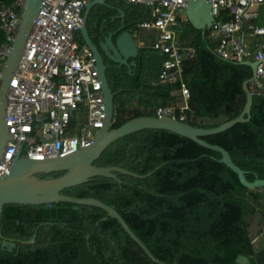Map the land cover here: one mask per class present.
Returning a JSON list of instances; mask_svg holds the SVG:
<instances>
[{
    "label": "trees",
    "instance_id": "trees-1",
    "mask_svg": "<svg viewBox=\"0 0 264 264\" xmlns=\"http://www.w3.org/2000/svg\"><path fill=\"white\" fill-rule=\"evenodd\" d=\"M16 1L2 0L6 6ZM151 11L144 4L107 0L91 9L88 31L98 39L123 23L132 32L142 31L139 24L151 19ZM80 38L84 39L82 34ZM179 39L196 50L195 57L184 62L183 84L190 90L188 109L181 111L177 105L183 84H153L165 57L153 48L152 36L130 60L135 65L118 67L107 58L115 93L114 128L133 118L154 116L157 108L171 105L177 107L178 118L184 115L185 122L207 129L243 113L247 104L244 84L253 76L252 67L219 56L209 29L203 36L188 22ZM5 41L0 21V47ZM252 91L250 119L204 140L224 147L254 182L264 179V89ZM223 116V122L216 121ZM222 157L174 132L142 130L114 142L95 164L119 166L141 175L167 164L144 178L118 173L120 183L94 177L63 192L98 198L113 206L159 262L104 209L61 202L4 207L2 235L17 241V247L2 249L0 238V264H237L240 255L248 258V264H264V249H255L248 224L250 217L259 214L264 226V186H245ZM261 235L264 237V228ZM34 236L35 244L19 242Z\"/></svg>",
    "mask_w": 264,
    "mask_h": 264
},
{
    "label": "built area",
    "instance_id": "built-area-1",
    "mask_svg": "<svg viewBox=\"0 0 264 264\" xmlns=\"http://www.w3.org/2000/svg\"><path fill=\"white\" fill-rule=\"evenodd\" d=\"M92 0H42L20 64L11 81L6 125L10 140L0 162V177L19 159L45 161L90 146L107 116L106 95L97 57L80 38L86 7ZM192 0H128L152 9L139 29L153 33L152 46L164 55L154 85L183 84L184 62L196 50L180 43L189 22ZM211 4L209 28L215 51L228 61L257 64L250 89H264V0H206ZM25 0L6 6L0 0V21L6 41L0 47V85L16 41ZM181 111L188 109L190 90L183 84ZM176 106L155 110L154 116L177 117ZM180 120L185 119L181 115ZM116 119L112 123L114 126Z\"/></svg>",
    "mask_w": 264,
    "mask_h": 264
},
{
    "label": "water",
    "instance_id": "water-1",
    "mask_svg": "<svg viewBox=\"0 0 264 264\" xmlns=\"http://www.w3.org/2000/svg\"><path fill=\"white\" fill-rule=\"evenodd\" d=\"M107 0H92L86 7L84 14V25L81 30L84 41L94 51L99 67V76L103 82V89L106 95L107 116L104 126L97 133L93 143L84 148H80L72 154L65 157L47 159L45 161L19 159L14 162L12 170L9 174L0 177V238L2 249L13 251L17 247V241L5 238L1 231V220L4 207L8 204L19 205H52L61 202L73 203L76 205L97 206L104 209L109 217L116 218L120 221L124 229L130 236L146 251V253L154 260H159L150 252L148 247L141 239L132 231L128 223L121 214L111 205L104 203L98 198L85 197L78 198L66 195L63 192L66 189L82 185L89 182L94 177L118 178V173L131 175L138 178L151 176L158 171L163 165L158 166L153 172L141 175L119 166H98L95 162L101 155L117 140L147 129L168 130L181 136L192 139L201 146L220 152L222 154L221 161L234 170L240 177L241 182L250 188L264 186V179H257L254 182L246 178V173L233 161L231 154L220 145H213L204 140L206 136L224 132L239 122H245L250 119L254 93L250 89V83L256 77L255 62H245L253 69V76L244 84L247 93V104L243 113L232 120L226 121L215 128L195 127L188 122L171 116H140L133 118L121 126L114 128L115 110V93L113 92L108 78V69L110 66L106 64L104 54L100 48L94 44L90 37L87 22L91 9L96 4H105ZM42 0H25L23 12L20 21V30L7 64L3 70L2 82L0 85V162L6 151L7 143L10 140L8 127L6 125V105L9 87L11 81L15 77V73L26 47L27 40L33 30L34 20L40 10ZM211 4L206 0H192L187 7V17L189 22L197 29L202 31L206 36L207 30L212 26L213 17L211 15ZM124 28V26L122 27ZM140 46L135 40L132 31L127 30L122 33L113 43V54L107 52V56L117 62L118 67L123 65H135L129 60L136 58L139 54ZM118 56V57H115ZM246 115L248 117L246 118ZM54 172H65L59 177L40 178L39 174H50ZM22 244H35L36 239L27 241H19ZM237 264H248V258L240 255Z\"/></svg>",
    "mask_w": 264,
    "mask_h": 264
},
{
    "label": "rangeland",
    "instance_id": "rangeland-1",
    "mask_svg": "<svg viewBox=\"0 0 264 264\" xmlns=\"http://www.w3.org/2000/svg\"><path fill=\"white\" fill-rule=\"evenodd\" d=\"M135 36L138 40V43H140V41L143 42V45L150 43V36H151L150 32L142 30V32H137L135 34ZM177 105H178V103H177ZM224 119H225V117L223 116L216 121L221 123V122H223ZM199 122H201L200 119H199ZM248 224H249V231L251 234V238H252L254 245H255V249L256 250L264 249V237L261 235V231L263 230L264 226L260 222V215L257 214L253 217H250L248 219Z\"/></svg>",
    "mask_w": 264,
    "mask_h": 264
},
{
    "label": "flooded vegetation",
    "instance_id": "flooded-vegetation-1",
    "mask_svg": "<svg viewBox=\"0 0 264 264\" xmlns=\"http://www.w3.org/2000/svg\"><path fill=\"white\" fill-rule=\"evenodd\" d=\"M122 17V16H119ZM123 18V17H122ZM124 26V28H122ZM128 29H126V25L123 23L122 25H120L117 29L112 30L108 33H102L103 34V39H98V37L96 35H90V37L92 38V41L94 42L95 45H97L100 50L102 51V53L104 54V58L106 61V64L108 66H111L108 64L107 62V58H109L106 54L107 52L113 54V43L115 44L116 39L125 31H127ZM90 34V33H89ZM117 57V56H115ZM110 59V58H109ZM130 61V60H129ZM114 65H118L117 62ZM34 238L36 239V236H34ZM14 240V239H13Z\"/></svg>",
    "mask_w": 264,
    "mask_h": 264
},
{
    "label": "crops",
    "instance_id": "crops-1",
    "mask_svg": "<svg viewBox=\"0 0 264 264\" xmlns=\"http://www.w3.org/2000/svg\"><path fill=\"white\" fill-rule=\"evenodd\" d=\"M121 16L123 17L124 15L121 14ZM143 31H146V30H143ZM137 32H142V31H141V30H135V31L132 32V33H133V34H134V33L136 34ZM147 32H150V31H147ZM150 33H151V36H150V37H152V36H153V33H152V32H150ZM135 34H134V38H135V40L138 42V40H137ZM139 41H140V40H139ZM180 43H181V42H180ZM181 45H183V44L181 43ZM139 46H140V48H141L142 46H144V45H143V42L140 41ZM183 46H184V45H183ZM117 57H118V56H117ZM176 94H177V93H176ZM181 98H182V96H181V94H180L179 97H178V99H177L178 106H180V105L183 103V100H182Z\"/></svg>",
    "mask_w": 264,
    "mask_h": 264
}]
</instances>
